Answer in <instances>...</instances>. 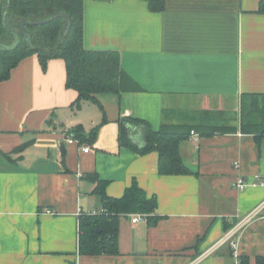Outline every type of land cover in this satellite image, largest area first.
Wrapping results in <instances>:
<instances>
[{
    "label": "crops",
    "instance_id": "obj_1",
    "mask_svg": "<svg viewBox=\"0 0 264 264\" xmlns=\"http://www.w3.org/2000/svg\"><path fill=\"white\" fill-rule=\"evenodd\" d=\"M260 1L166 0L153 12L146 0H86V46L118 50L139 89L102 93L80 108L63 58L44 70L32 54L12 69L0 82V264H237L231 230L241 263L264 256V184L252 185L264 182V136L243 130L264 119ZM82 105L90 118L66 122L63 111ZM120 117L153 130L192 126L199 137L190 132L180 152L194 173L161 174L157 151L120 145ZM78 125L86 135L99 126L95 140L69 143L65 130ZM125 125L143 146L144 126ZM201 125L231 129L202 135ZM91 173L108 180L114 197L136 179L164 217L149 225L122 214L117 254H81L80 216L104 208Z\"/></svg>",
    "mask_w": 264,
    "mask_h": 264
},
{
    "label": "trees",
    "instance_id": "obj_2",
    "mask_svg": "<svg viewBox=\"0 0 264 264\" xmlns=\"http://www.w3.org/2000/svg\"><path fill=\"white\" fill-rule=\"evenodd\" d=\"M113 1V0H103ZM149 9L161 12L166 7V0H146ZM86 0H0V42L7 49L0 48V82L8 79L11 71L21 60L37 54L44 70L52 58H63L66 63V86L78 92L73 103L81 107L83 100L100 101L102 93L121 95L124 92L139 89L137 81L122 67L120 52L116 49L89 48L85 44L86 33ZM56 12H65L68 17L60 16L54 20L39 24L27 25L26 38L21 29L14 26L18 19L47 18ZM258 12L264 13V0L260 1ZM68 19L71 26L65 32ZM18 41V42H17ZM17 42V43H16ZM264 117V104L260 107ZM133 122L144 126L145 144L133 143L127 133L126 123ZM119 143L129 146L141 153L157 151L159 153L158 169L161 174L178 175L194 173L184 162L181 142L190 136L192 126L163 124L153 130L149 122L142 118L120 117ZM217 127L201 125L195 128L202 135H212L230 126ZM99 126L94 127L89 135L84 133L82 125L65 130L73 133L80 143L95 140ZM243 130L256 133L255 138L264 136V119L261 122H245ZM27 144L16 148L22 151ZM90 178L96 182L95 192L101 196L103 210L100 213H85L79 221V252L84 255L117 254L119 219L122 214L145 215L149 225H155L164 216L156 213L158 198L148 195L147 191L134 179L125 189L122 196L114 197L106 193L108 180L91 173ZM232 225V224H231ZM231 225H226L229 228ZM243 264H248L246 257ZM256 264H264V256H257Z\"/></svg>",
    "mask_w": 264,
    "mask_h": 264
},
{
    "label": "built area",
    "instance_id": "obj_3",
    "mask_svg": "<svg viewBox=\"0 0 264 264\" xmlns=\"http://www.w3.org/2000/svg\"><path fill=\"white\" fill-rule=\"evenodd\" d=\"M191 134L195 135L197 138L199 137V134L196 133L194 130H192ZM66 138H67V141L69 143H73L75 142L77 139L74 137V134L73 133H69V134H66ZM82 149L83 151L85 152H88L90 151L91 147L89 145H82ZM257 184H260V185H263L264 182L263 181H260V182H253L252 185H257ZM235 186L239 189H244L248 186V184L245 182V180L243 178H239L237 180V182L235 183ZM141 218H145V215H142V214H135L132 221L134 223H136L138 220H140ZM234 230H231L230 232H228V235L230 236V240H231V246L234 248V254L235 256L237 257V264H242L241 263V257H240V253L238 251V246H239V241L235 238H232L233 235L235 234V232L233 233ZM232 238V239H231Z\"/></svg>",
    "mask_w": 264,
    "mask_h": 264
},
{
    "label": "water",
    "instance_id": "obj_4",
    "mask_svg": "<svg viewBox=\"0 0 264 264\" xmlns=\"http://www.w3.org/2000/svg\"><path fill=\"white\" fill-rule=\"evenodd\" d=\"M60 16H64V17H68L67 13L65 12H56L54 14H52L51 16L47 17V18H41V19H24V18H20L17 20L16 23H14L13 25L20 28L21 29V32L25 35L26 38H29L30 35L29 33L26 31V26L27 25H39V24H44V23H48L52 20H54L55 18L57 17H60ZM70 26H71V21L70 19H68V23H67V27H66V30L65 32H68L69 29H70ZM18 42V41H17ZM16 42V43H17ZM0 48H3V49H7L8 46L2 44L0 42Z\"/></svg>",
    "mask_w": 264,
    "mask_h": 264
},
{
    "label": "rangeland",
    "instance_id": "obj_5",
    "mask_svg": "<svg viewBox=\"0 0 264 264\" xmlns=\"http://www.w3.org/2000/svg\"><path fill=\"white\" fill-rule=\"evenodd\" d=\"M82 106L83 107H82L81 110L75 108L76 112L75 111H71V109H67L65 112L63 111L62 117L65 118L66 122H67V121H69L68 119H70L72 116L76 115V113H77V115L80 118L88 120L90 118V114H91L93 109H90V107H88V105H82ZM89 106H92V105H89Z\"/></svg>",
    "mask_w": 264,
    "mask_h": 264
}]
</instances>
